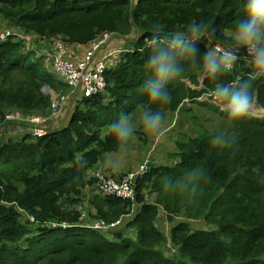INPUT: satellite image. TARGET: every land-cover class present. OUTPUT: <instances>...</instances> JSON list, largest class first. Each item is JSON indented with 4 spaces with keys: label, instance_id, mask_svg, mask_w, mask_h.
Listing matches in <instances>:
<instances>
[{
    "label": "trees",
    "instance_id": "obj_1",
    "mask_svg": "<svg viewBox=\"0 0 264 264\" xmlns=\"http://www.w3.org/2000/svg\"><path fill=\"white\" fill-rule=\"evenodd\" d=\"M244 3L0 0V17L8 25L2 29L14 32L0 43V123L8 110L47 115L45 85L70 91L44 52L57 41L74 60L73 49L111 33L97 57L115 52L107 60V89L76 95L66 123L45 124L49 132L42 136L0 131V264H264V119L232 120L216 104L198 100L218 83L247 79L254 71L250 63L241 58L231 73L205 79V89H198L202 68L185 62L183 77L169 86V104L149 102L141 87L144 61L153 50L146 39L151 32L172 35L202 20L223 36L245 15ZM214 43L209 38L200 46ZM253 90L264 108V77L254 80ZM187 100L209 105L231 126L184 133L170 152L171 163L151 158L149 172L136 181L132 216L131 200L96 193L91 168L126 143L113 124L122 115L175 114ZM100 220L121 222L94 228Z\"/></svg>",
    "mask_w": 264,
    "mask_h": 264
},
{
    "label": "clouds",
    "instance_id": "obj_2",
    "mask_svg": "<svg viewBox=\"0 0 264 264\" xmlns=\"http://www.w3.org/2000/svg\"><path fill=\"white\" fill-rule=\"evenodd\" d=\"M244 9L245 15L224 31L223 36L218 35L217 28L202 20L191 22L172 35H162L159 30L151 32L146 39L151 38L153 50L144 61L147 76L141 84L147 100L153 104L171 103L169 86L183 77L185 62L198 64L206 79L217 80L231 73L243 55L252 66L253 74L236 85L218 83L212 96L230 119L239 121L249 116L256 104L254 80L264 77V0H245ZM209 38L214 45L202 49L201 42ZM143 123L148 132L163 135L159 111L145 112ZM113 129L121 141L126 142L133 134L126 115L113 124Z\"/></svg>",
    "mask_w": 264,
    "mask_h": 264
},
{
    "label": "built area",
    "instance_id": "obj_3",
    "mask_svg": "<svg viewBox=\"0 0 264 264\" xmlns=\"http://www.w3.org/2000/svg\"><path fill=\"white\" fill-rule=\"evenodd\" d=\"M12 35H14V32L11 29L0 28V43L6 41ZM113 37L114 36L111 33H105L100 39L93 42L85 57L79 61L67 58L69 53L68 47L63 41H57L53 51L45 49L44 52L48 53L52 58L53 70L55 74L68 83L72 93H75L76 96L78 93L82 92L85 96L89 97L97 93H102L107 89L108 82L105 76V71L108 66L107 60L110 56L114 55L115 52H109L101 58H96V53L103 47L107 46ZM210 42L212 41L210 40ZM205 79V74L202 72L200 77L201 84L197 86L198 89H205ZM42 92L49 95L51 98V105L47 115L42 113L40 115H25L20 111H8L0 123V131L5 134L8 132L10 127V129H15L17 133L27 131L37 136L47 134L49 129H47L45 124L62 112L64 104L67 103V99L70 95L67 96L62 94L54 90L49 85L43 86ZM208 92V94H204L202 96H208L210 100H213L214 104L217 105L216 101L213 99L212 92ZM201 97H199L198 100H200ZM186 102L188 103L189 101L187 100ZM255 105H257L260 109H264L259 107L257 100ZM150 162L151 156L147 155L136 170L129 171L119 178H116L104 170L97 169L93 173L96 180V193L102 196L120 197L122 199L131 200L133 203V210L130 216H132L136 209V181L143 178L149 172ZM120 222L121 220H118L110 225H107L104 220H100L95 222L93 227H116L120 224Z\"/></svg>",
    "mask_w": 264,
    "mask_h": 264
},
{
    "label": "rangeland",
    "instance_id": "obj_4",
    "mask_svg": "<svg viewBox=\"0 0 264 264\" xmlns=\"http://www.w3.org/2000/svg\"><path fill=\"white\" fill-rule=\"evenodd\" d=\"M7 26V23L0 17V28L2 29ZM58 92L67 96L70 95V98L75 97V93H72L71 89L67 93H63L61 91ZM199 101L214 104V101H211L208 96H202ZM181 108L182 110H179L175 114L162 113L163 135L150 133L142 126L144 124V113H138L134 117L130 116L131 119L128 117L127 119L131 122V126L133 128V134L120 150L106 153L101 158L99 163L91 168L89 174H93L98 168H110L114 171V173H117V171H119L118 165L120 164L124 167L123 170H121L123 174L127 171H134L138 167L131 170L135 166L134 165L132 167V163L137 161L139 162V166L147 155H150L151 158H153V161L158 163V165L171 163L172 158L170 157V152L175 150V141L183 137L184 133L189 132L190 135H195L199 126L208 130L225 132L231 126L228 118H225L218 112L211 110L207 104L188 102L181 106L180 109ZM189 108H191V110H188ZM67 111L69 112V107L65 103L62 112L54 118H50L51 120H49L46 124H52L55 120H57L56 123L60 122L66 117ZM35 114L40 115L41 113L39 112ZM250 116L264 119V109H260L257 105H255L250 113ZM47 129L49 128L47 127ZM136 129L137 131H140V134L134 132ZM11 130L12 129L9 127L8 131ZM14 134L15 133L12 132L7 135ZM154 166H156V164H154ZM89 195H91V193H89ZM147 197L150 198L149 195ZM167 247L170 248V245Z\"/></svg>",
    "mask_w": 264,
    "mask_h": 264
},
{
    "label": "crops",
    "instance_id": "obj_5",
    "mask_svg": "<svg viewBox=\"0 0 264 264\" xmlns=\"http://www.w3.org/2000/svg\"><path fill=\"white\" fill-rule=\"evenodd\" d=\"M111 41V40H110ZM91 47L90 46H83V47H77V49H73V51H74V53H72V54H70L71 55V57L75 60V61H79V60H82L84 57H85V55H86V53L88 52V50L90 49ZM99 52V51H98ZM98 52L96 53V57H97V54H98ZM98 58V57H97ZM77 95H79V93L77 94ZM70 97V96H69ZM76 98V96L75 97H71L70 99H69V103H67V106L70 108V106H71V103L74 101V99ZM66 114L68 115V111L66 112ZM67 115H66V117L64 118V119H62L61 120V122L63 121V123H66V120H67ZM56 121H54L52 124H56L55 123ZM13 133H17V131L15 130V129H12L11 130ZM11 131H8L7 133H9V132H11ZM4 134V133H3ZM6 134V133H5ZM4 134V135H5ZM138 163L139 162H133L132 163V166H134V167H136L137 165H138ZM118 167H119V171H117V173H114V171L113 170H111L110 168H106V169H102V168H98V169H101V170H104V171H107L108 170V173H110V174H112V175H114L115 177H117V178H119V177H121L122 176V174H123V172H121V170H123V165L122 164H120V165H118ZM138 167V166H137Z\"/></svg>",
    "mask_w": 264,
    "mask_h": 264
},
{
    "label": "water",
    "instance_id": "obj_6",
    "mask_svg": "<svg viewBox=\"0 0 264 264\" xmlns=\"http://www.w3.org/2000/svg\"><path fill=\"white\" fill-rule=\"evenodd\" d=\"M2 141V140H1Z\"/></svg>",
    "mask_w": 264,
    "mask_h": 264
}]
</instances>
